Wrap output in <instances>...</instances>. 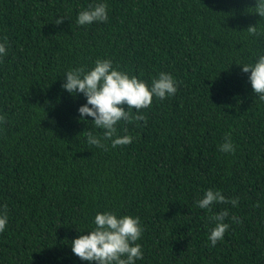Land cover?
<instances>
[{
	"label": "trees",
	"instance_id": "obj_1",
	"mask_svg": "<svg viewBox=\"0 0 264 264\" xmlns=\"http://www.w3.org/2000/svg\"><path fill=\"white\" fill-rule=\"evenodd\" d=\"M91 2L0 0V264H89L71 241L106 210L140 218L135 264H264V102L238 65L264 50L255 0H107L106 22L76 25ZM97 58L145 81L160 71L178 81L140 110L144 121L117 124L132 142L115 148L86 142L85 98L61 87L65 70ZM225 134L231 154L218 150ZM208 188L237 206L195 207ZM223 209L240 222L226 217L213 247L210 217Z\"/></svg>",
	"mask_w": 264,
	"mask_h": 264
},
{
	"label": "clouds",
	"instance_id": "obj_2",
	"mask_svg": "<svg viewBox=\"0 0 264 264\" xmlns=\"http://www.w3.org/2000/svg\"><path fill=\"white\" fill-rule=\"evenodd\" d=\"M253 13L264 19V0H255ZM64 17H57L56 24ZM108 20L107 0H92L81 8L75 18L78 26H87L93 22L101 23ZM250 35H258L257 27L247 29ZM8 55L7 38H0V60ZM237 64V63H236ZM241 71L247 74L256 99L264 102V50L255 54L250 62L239 63ZM61 87L70 95L82 94L85 103L77 108L78 120L92 128L85 130L86 142L96 148H106L105 141L111 147L126 145L132 142L127 134L120 135L117 124L121 121L133 123L145 120L141 109L151 106L153 98L164 100L177 92L178 81L170 72L160 71L150 81H145L136 75L113 66L108 58H97L90 67L78 66L65 70ZM126 106V107H125ZM91 117V121L85 117ZM4 117L0 116V123ZM223 153H233L235 146L230 134H225L224 140L218 145ZM214 203L230 204L236 207L238 198H226L219 189H205L195 200V207L210 211ZM4 206H0L2 208ZM239 223V217H229L228 209H223L210 217L213 226L209 228L207 240L210 246H215L222 240L229 228L225 219ZM8 224L5 211H0V232ZM80 234L71 241V252L81 261L89 264H135L143 258L142 246L138 241L142 238L143 227L138 216L117 215L112 211H97L92 217L91 226L79 231Z\"/></svg>",
	"mask_w": 264,
	"mask_h": 264
}]
</instances>
